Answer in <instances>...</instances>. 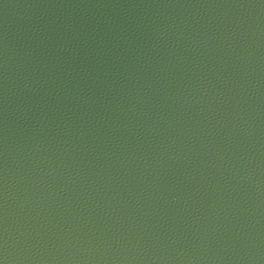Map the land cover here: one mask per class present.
Returning <instances> with one entry per match:
<instances>
[{
	"label": "water",
	"instance_id": "obj_1",
	"mask_svg": "<svg viewBox=\"0 0 264 264\" xmlns=\"http://www.w3.org/2000/svg\"><path fill=\"white\" fill-rule=\"evenodd\" d=\"M4 264H264V0H0Z\"/></svg>",
	"mask_w": 264,
	"mask_h": 264
},
{
	"label": "snow or ice",
	"instance_id": "obj_2",
	"mask_svg": "<svg viewBox=\"0 0 264 264\" xmlns=\"http://www.w3.org/2000/svg\"><path fill=\"white\" fill-rule=\"evenodd\" d=\"M0 264H4V261L3 260H0Z\"/></svg>",
	"mask_w": 264,
	"mask_h": 264
}]
</instances>
